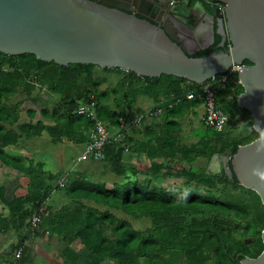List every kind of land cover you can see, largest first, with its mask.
Returning a JSON list of instances; mask_svg holds the SVG:
<instances>
[{
    "label": "trees",
    "instance_id": "trees-1",
    "mask_svg": "<svg viewBox=\"0 0 264 264\" xmlns=\"http://www.w3.org/2000/svg\"><path fill=\"white\" fill-rule=\"evenodd\" d=\"M193 2H200L211 13L218 4L217 0H189V4ZM219 41L220 37L215 35L211 47L193 56L226 51L229 42L219 47ZM243 64L249 65L250 62L245 60ZM94 67L103 72H113L119 77L111 89L112 98L104 91L95 96L90 89L92 82L89 80ZM182 80L185 79L170 75L142 77L132 71L100 68L91 64L60 65L54 61L39 60L32 54L0 53V164L28 180L25 195H12L10 199L5 196V186L0 185V202L5 203L7 209V215H0V229H16L28 220L27 232L15 246V249L22 248L20 264H23L24 242L33 235L39 236V230L48 234L47 237L63 241L61 264H77L79 254L70 245L78 239L86 249V264H100L104 258L116 260L118 264H140L139 258L142 264H240L242 257L255 258L260 254L263 249L261 231L264 228V206L259 195L241 186L234 174L231 179L225 173L212 176L206 173L205 167H193L197 159L207 161L213 153H223L231 146L235 153L239 145L256 139L258 134L252 127L235 139L224 133L225 130L216 132L205 126L195 133L197 142L191 146L180 138L178 129H173L168 132L171 138L167 139L172 143L161 146L163 150H158V147L144 150L150 159V166L142 174L148 175V179L152 178L150 172L160 175L162 171H169L170 167L186 164L179 171L184 182L177 188L153 186L148 182L143 184L139 181L138 171L128 165L124 149L130 137L125 133L135 125L126 124L121 132L122 137L105 146L102 160L76 162L79 163L77 168L69 171L63 169V172L56 174L44 172L41 163L34 165L29 160V164H23L19 158L11 157L5 151L8 146L19 149L29 139L42 133H46L54 144L74 141L85 145L92 139L93 122L84 115L70 113L81 102L94 100L97 118L107 122L110 128L119 125L118 117L123 113L144 112L139 108L133 109L140 95L156 98L160 93L163 99L169 95L177 96L173 100L180 98L163 114H179L180 111L174 110L176 103L189 107L201 105L199 99L184 98ZM185 81L190 86L188 90L198 86L197 83ZM35 82L59 96V104L51 112L52 125H45L41 120L20 122V103H8L18 89L30 94ZM163 84L166 85L162 90L156 92V88ZM225 85L235 99L225 104L222 110L230 118L240 113H247L251 117L247 110L236 103V97L243 91L237 73H232ZM158 103L163 107L167 102L159 99ZM39 112L42 117L48 116L45 108ZM28 114L32 116L33 111L28 110ZM143 122L144 119L139 124ZM170 123L178 125L176 122ZM165 175L170 176L168 172ZM108 178L112 180L110 183ZM192 182L210 185L222 183L223 186L217 189L220 194L201 195L194 193ZM226 186H231L233 190L240 189L241 193L236 194ZM58 195L63 196L66 203L57 209L47 208V199L52 196V200ZM33 213L40 214V222L30 231L28 218ZM136 216L148 218L149 226L136 229L129 219ZM243 222L247 224L245 233L255 236L253 244L233 238ZM256 227L259 228L254 231Z\"/></svg>",
    "mask_w": 264,
    "mask_h": 264
},
{
    "label": "water",
    "instance_id": "water-1",
    "mask_svg": "<svg viewBox=\"0 0 264 264\" xmlns=\"http://www.w3.org/2000/svg\"><path fill=\"white\" fill-rule=\"evenodd\" d=\"M217 2L223 6L210 14L200 2L189 7V0H0V53L197 84L249 61L237 74L243 91L236 103L250 113L258 137L235 153L232 146L213 153L205 171L212 176L223 171L230 179L234 174L264 206V0ZM196 14L206 31L186 35L185 28L193 25L188 19ZM215 35L218 46L229 42L227 50L194 57L214 43ZM261 240L260 254L244 256L240 264H264V228Z\"/></svg>",
    "mask_w": 264,
    "mask_h": 264
},
{
    "label": "rangeland",
    "instance_id": "rangeland-1",
    "mask_svg": "<svg viewBox=\"0 0 264 264\" xmlns=\"http://www.w3.org/2000/svg\"><path fill=\"white\" fill-rule=\"evenodd\" d=\"M118 76L113 72H103L99 70L97 67H94L91 70V78L89 82H92L89 86L91 90H93V94L96 96L100 92L104 91L109 94V96L112 98L113 94L110 95L111 89L115 86L116 81L118 80ZM186 80V79H185ZM185 80L180 81L183 88V93H186L188 89L190 88L188 82ZM175 95H169L166 98V102L172 101L173 98H176ZM235 99V96L233 93L228 91L227 85H225L219 94V105L221 108L225 106V104L229 103ZM19 102L20 103V114H19V120L20 122H27V121H35V120H41L45 125H52L54 124V120L52 118V110L56 108L59 104V96L56 94H53L45 89L43 85H41L38 82L34 83V89L30 94H26L21 89H18L17 92L11 96V98L8 100L9 104H13ZM183 107L182 104L176 103L174 105V110L179 112L178 110H181ZM41 108H45L48 111L47 117H42L41 113L39 112ZM28 110H32L33 114L30 116L28 114ZM193 110V109H192ZM197 111L193 112V115H191V124L190 127L193 128L196 123L200 122L201 118H203V109L200 110V108L196 109ZM228 124L226 126V129L224 133L229 134L232 138H239L240 136H243L246 132L250 130L252 127V119L247 113H240L236 114L234 117H228ZM184 132L188 130V123H184ZM205 128V125L203 124L201 126L200 130H203L202 128ZM253 128V127H252ZM197 142V138H195V141H185V144L188 146H191V144H194ZM43 152L47 154L45 156L47 159H49V164L46 166L44 164V170L52 172L54 174L58 173L62 168L66 170H72V168H77L79 163H76V158L80 154L81 146L75 145L72 142L64 141L62 143H52L50 138L46 135V133H42V135L38 137H34L33 139H29L25 144H23L19 149L18 147L14 146H8L5 148V151L9 154H12L13 156H20L23 154L26 157L28 156V159L31 160V163L34 165L35 162V155L29 154L30 152ZM22 151L23 153H20ZM56 155L57 157L55 158ZM45 157H42L43 159ZM62 157H63V163H62ZM22 158V157H21ZM45 160V159H44ZM50 160H54L56 162L62 163L58 170H55L52 166L53 163ZM43 161V160H42ZM38 162V161H37ZM36 162V163H37ZM84 163V161H83ZM82 164V163H81ZM207 161L206 159H197L193 167L200 168L205 167L206 168ZM148 165H146L147 167ZM181 167H186V164L182 163L180 165H175L170 167L169 171H162L160 175H156L150 172L151 179H148V175L142 174L144 170L142 169L138 171L139 173V181L141 183H150L151 185L155 186L158 185L159 187H179L183 184L184 179L179 175V171ZM165 172H168L170 175L169 177H166ZM47 173V172H46ZM62 175V174H61ZM56 178H58L56 176ZM55 178V179H56ZM109 183L112 181L111 178L107 179ZM27 182L23 176L16 175L14 171H12L9 167L3 166L0 164V183L6 184V194L5 196L7 198L11 197L12 195H23L25 194V186L24 183ZM56 183V182H55ZM19 186V188L17 186ZM109 185V184H108ZM223 186L222 183H217L214 185L210 184H204L203 182H192L191 187L196 194L201 195H207V194H220L217 189H220ZM228 190L233 191L234 193H241L240 189H235L231 186H226ZM242 195V194H241ZM47 199L46 201V207H53L54 209L60 208L61 204L66 203V199L61 196H55L51 200ZM53 203L54 205L50 204ZM0 215H7V209L6 205L3 202H0ZM29 219V218H28ZM131 223L135 226L136 229H144L149 226L150 222L148 218H145V216H136V218L129 217ZM27 220V219H26ZM28 220L25 221V223L16 228L13 229L12 227L9 229H0V264H6L7 260L10 258L12 252L15 249V246L18 244L19 239H21L22 236H24L27 232V225ZM247 227L246 223H242L239 227L238 231L234 233L233 238L236 240H239L242 243L245 244H253L254 243V234L245 233V229ZM259 227L253 228L254 231H256ZM39 236L33 235L30 239H27L25 243V250H24V257H23V264H61L60 256H61V250L64 246L63 241L60 240V238L56 237H47L48 234L42 232V230H39ZM70 247L76 251L79 254V258L77 260V264H86L85 263V255H86V249L84 245L80 242V240H75ZM140 264H142V259L139 258ZM25 262V263H24ZM100 264H118L116 260H110L107 258H104L103 261Z\"/></svg>",
    "mask_w": 264,
    "mask_h": 264
},
{
    "label": "built area",
    "instance_id": "built-area-1",
    "mask_svg": "<svg viewBox=\"0 0 264 264\" xmlns=\"http://www.w3.org/2000/svg\"><path fill=\"white\" fill-rule=\"evenodd\" d=\"M244 64H234L226 73L215 75L203 83H199L196 88L188 90L184 98L186 100L199 99L203 106L202 123L216 132L225 130L228 124V115L222 110L219 105V94L221 88L228 82L232 73H239L242 71ZM180 98L165 103L163 107H155L148 109L140 114L123 113L118 117L119 128L116 133H111V128L107 122L97 118L96 102L90 100L89 102L79 103L70 113L71 115H84L93 122V131L91 133V141L86 143L76 158V162L87 159L99 161L104 158V148L107 144L115 142L122 137V131L127 125H138L142 119L151 118L161 115L165 109L172 108L174 102H179ZM128 123V124H127ZM127 124V125H126ZM63 183V176L60 179V186ZM40 222V214L33 213L29 217V228L33 231ZM22 259V248H16L7 264H20Z\"/></svg>",
    "mask_w": 264,
    "mask_h": 264
},
{
    "label": "crops",
    "instance_id": "crops-1",
    "mask_svg": "<svg viewBox=\"0 0 264 264\" xmlns=\"http://www.w3.org/2000/svg\"><path fill=\"white\" fill-rule=\"evenodd\" d=\"M165 85L166 84H163L159 88H156V92H159L160 90H162V87ZM152 97L153 96H144V95L138 96L133 105V109L139 108L141 110L146 111L148 109L157 107L159 104L158 103L159 99H162L163 102L166 101V99L165 98L163 99V96H161L160 93L159 95H156V98L155 97L152 98ZM197 108L198 109L200 108L201 110L203 109V106L197 105V106L189 107L187 104H183V107L181 108V110H178L180 111V113L177 115L176 114L172 115L170 113H164V114L162 113L161 115H158L155 118L144 119V122L142 124H139L138 126L135 125V126L130 127V129H128L125 133L130 137V141L128 142V145L124 149L125 150L124 158L127 161L128 165L130 164V166H132L137 171H140L146 168L148 169V167L150 166V159L144 150H154L155 147H158V150H163V149H160L161 146L166 147L168 144L172 143V140L167 141V139L170 137L168 136V132L173 129H178L180 138L182 137V139H184V143L185 141L187 142L195 141V138H197V135L195 133H197V131L200 130L201 126L203 125L202 118L200 122L196 123V125L193 126V128L190 127L189 125L191 124V121H190L191 115H193V112L197 111L196 110ZM132 112L135 113L134 110ZM170 122H176L178 125L177 126L173 125L174 123H170ZM185 122L188 123L189 126L187 128L188 130L184 132L185 128L183 124ZM117 128H119V125L114 128H111V133H116L118 131ZM69 142H72L76 146L80 145L81 150L83 149L84 144H78L74 141H69ZM28 152H30L29 154L35 155V159H36L34 160L35 164L37 161H38L37 163H41L42 164L41 168L43 170H44V164L46 166L49 164L48 162H49L50 157H48L49 159L45 157L47 156V154L43 152H38V151H35V152L28 151ZM20 153H23V152L20 151ZM10 155L11 157L19 158L23 164H29L30 159H28V156L26 157L25 155L23 156V154H21V157H22L21 158L20 156H13L12 154ZM54 156L55 158L57 157L56 155ZM42 157H45L44 158L45 160ZM50 161L53 163L52 167L55 170H58L60 168L58 166H60L63 163V157H62V163L60 164L59 162H56L54 160H50ZM146 165L148 166L146 167ZM63 169L64 168H62L60 172H63ZM44 172L46 171L44 170ZM23 178L27 181L24 183V186L26 187L28 180L24 176ZM0 185H3L6 187V184L4 183H0ZM17 187L19 188V186ZM24 195L25 194L23 195L17 194V196H24ZM10 198L11 197L7 199H10Z\"/></svg>",
    "mask_w": 264,
    "mask_h": 264
},
{
    "label": "flooded vegetation",
    "instance_id": "flooded-vegetation-1",
    "mask_svg": "<svg viewBox=\"0 0 264 264\" xmlns=\"http://www.w3.org/2000/svg\"><path fill=\"white\" fill-rule=\"evenodd\" d=\"M172 1H174V0H172ZM175 1H178V0H175ZM195 4V2H193V3H190V6H193ZM189 6V7H190ZM217 6H223L222 4H220V3H218V4H216V7ZM152 8V7H151ZM206 10V12H208V13H210V14H212L208 9H205ZM158 12V11H157ZM191 19V18H190ZM190 19H188L189 20V24H193L192 26H191V28L190 27H183V28H185L186 29V31H183L186 35H192V36H195L196 35V31L197 32H199V31H203V32H205L206 31V28L204 29V27H201L202 26V19H203V17H200V16H198V14H196V19H192V20H190ZM200 27H201V30H200ZM202 32V33H203ZM196 37V36H195ZM204 40H205V42H208V39H206V38H204ZM213 45V44H212ZM212 45H210V46H208V47H206V48H209V47H211ZM219 47H223V46H219ZM205 48V49H206ZM204 50V49H203ZM210 158V157H209ZM209 160V159H208ZM208 160H207V162H208ZM224 172L223 171H221V175L223 174Z\"/></svg>",
    "mask_w": 264,
    "mask_h": 264
},
{
    "label": "clouds",
    "instance_id": "clouds-1",
    "mask_svg": "<svg viewBox=\"0 0 264 264\" xmlns=\"http://www.w3.org/2000/svg\"><path fill=\"white\" fill-rule=\"evenodd\" d=\"M261 178L264 179V174L261 175Z\"/></svg>",
    "mask_w": 264,
    "mask_h": 264
}]
</instances>
